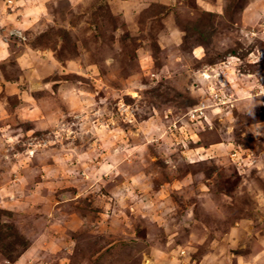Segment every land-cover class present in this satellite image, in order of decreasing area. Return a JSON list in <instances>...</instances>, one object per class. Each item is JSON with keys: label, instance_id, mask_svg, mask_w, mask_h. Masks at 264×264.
Wrapping results in <instances>:
<instances>
[{"label": "rangeland", "instance_id": "1", "mask_svg": "<svg viewBox=\"0 0 264 264\" xmlns=\"http://www.w3.org/2000/svg\"><path fill=\"white\" fill-rule=\"evenodd\" d=\"M0 264H264V0H0Z\"/></svg>", "mask_w": 264, "mask_h": 264}, {"label": "built area", "instance_id": "2", "mask_svg": "<svg viewBox=\"0 0 264 264\" xmlns=\"http://www.w3.org/2000/svg\"><path fill=\"white\" fill-rule=\"evenodd\" d=\"M20 36H22V33H20Z\"/></svg>", "mask_w": 264, "mask_h": 264}]
</instances>
